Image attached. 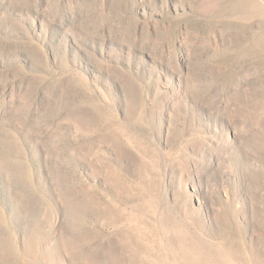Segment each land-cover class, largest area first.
Here are the masks:
<instances>
[{"label":"rangeland","instance_id":"374dc122","mask_svg":"<svg viewBox=\"0 0 264 264\" xmlns=\"http://www.w3.org/2000/svg\"><path fill=\"white\" fill-rule=\"evenodd\" d=\"M0 264H264V0H0Z\"/></svg>","mask_w":264,"mask_h":264}]
</instances>
